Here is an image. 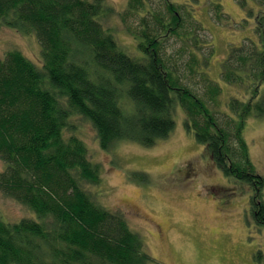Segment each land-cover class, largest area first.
<instances>
[{
	"label": "trees",
	"instance_id": "16d2710c",
	"mask_svg": "<svg viewBox=\"0 0 264 264\" xmlns=\"http://www.w3.org/2000/svg\"><path fill=\"white\" fill-rule=\"evenodd\" d=\"M238 1L245 10L247 3ZM251 1L264 10V0ZM185 5L126 0L119 14L108 0H0V27L33 35L40 47L39 66L18 50L0 57V194L36 215L15 222L0 218V264L152 261L125 216L86 189L100 184L101 166L89 159L80 138L64 134L75 116L91 124L103 150L119 141L151 147L173 130L179 107L185 130L223 175L250 187V213L264 230V178L254 172L241 136L242 117H264V105L232 99L227 108L238 119L225 123L210 110L220 94L204 69L213 51H202L201 25L192 19L186 28L182 14L191 13ZM115 16L135 41L133 55L106 25ZM258 20L254 32L261 47L249 39L231 49L221 68L227 83L254 93L264 84V12ZM172 39L187 55L179 63L166 49ZM187 71L198 75L201 87L187 83ZM138 175L147 182L144 173ZM255 259L264 264L261 252Z\"/></svg>",
	"mask_w": 264,
	"mask_h": 264
},
{
	"label": "rangeland",
	"instance_id": "374dc122",
	"mask_svg": "<svg viewBox=\"0 0 264 264\" xmlns=\"http://www.w3.org/2000/svg\"><path fill=\"white\" fill-rule=\"evenodd\" d=\"M171 1L188 5L185 8L191 17L182 14L186 28L192 19L201 25L202 51L205 54L213 51L204 69L209 80L220 88L215 104H209L216 117L223 123L238 119L227 108L232 99L244 106L253 107L256 103L263 106L264 84L258 85L254 93L255 88L246 90L227 83L221 70L231 49L247 46L249 39L261 47L254 29L263 8L251 0H244L245 10L238 0H197L195 4L192 0ZM108 2L119 14L126 8V0ZM151 4L157 10V3ZM217 4L215 12L212 8ZM220 12L224 16L215 18ZM106 25L114 29L123 50L133 55L135 41L120 18L115 16ZM181 47L179 40L172 39L166 48L177 63L187 57ZM39 48L33 35L0 27V57L18 50L39 66ZM197 56L200 63L202 56ZM185 75L192 88L202 86L197 74L187 71ZM184 117L181 109L175 108L173 130L151 147L119 141L103 150L91 124L78 116L71 118L73 129L64 134L80 138L89 159L101 166L100 184L86 189L95 193V200L103 207L125 216L127 225L141 236L152 258L147 264H260L255 254L264 255V230L256 225L250 213V187L223 175L204 147L185 130ZM242 118V140L254 172L264 178V117L249 113ZM3 168L0 160V171ZM140 173L147 176L146 183L137 179L136 174ZM262 194L264 199V190ZM0 218L15 222L21 218L36 219V215L0 194Z\"/></svg>",
	"mask_w": 264,
	"mask_h": 264
}]
</instances>
